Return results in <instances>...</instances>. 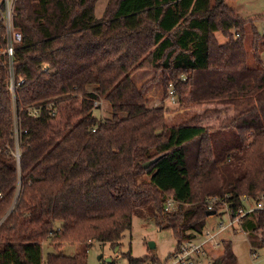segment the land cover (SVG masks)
<instances>
[{"label":"trees","instance_id":"1","mask_svg":"<svg viewBox=\"0 0 264 264\" xmlns=\"http://www.w3.org/2000/svg\"><path fill=\"white\" fill-rule=\"evenodd\" d=\"M98 1L16 0L14 88L0 54V264H85L93 240L119 244L144 209L177 249L206 229L209 198L235 211L263 200L264 34L252 17L228 0H109L99 17ZM4 32L0 22L3 47ZM140 69L156 73L141 86ZM153 81L166 95L174 85L170 117L148 103ZM96 100L110 118L94 114ZM168 198L178 206L166 210ZM240 226L252 251L264 247V208ZM76 242L82 251H60ZM222 243L212 264H239ZM128 257L163 262L152 249Z\"/></svg>","mask_w":264,"mask_h":264},{"label":"rangeland","instance_id":"2","mask_svg":"<svg viewBox=\"0 0 264 264\" xmlns=\"http://www.w3.org/2000/svg\"><path fill=\"white\" fill-rule=\"evenodd\" d=\"M228 2L230 5L238 8L243 15L252 17V23L257 27L260 33L264 34V0H228ZM248 25L251 24L248 23L246 25V32L247 28L252 31V27H248ZM252 35L253 33L251 32L247 34V44H251L253 40ZM219 38L221 41L225 39L222 34H219ZM262 56L264 60V50ZM138 71V73L135 72L133 75L134 80L136 79L137 81L145 76L143 73L146 70L140 69ZM148 72H151V75L143 81L144 83L152 79L156 74L154 70H149ZM145 94L149 100V105H163L166 110L169 109L167 112V116L169 117L173 114L172 111L174 106L178 104V99L174 104L166 99L167 95L159 81L151 82L145 90ZM106 104L107 102H104L101 107L94 109V114L97 117L110 118L112 116V109ZM204 108H206V106L196 107L195 109L202 112ZM208 121L213 123L214 118L210 117ZM254 204L255 202L250 200V205L254 206ZM144 210L145 211H142V215L138 214L134 216L132 227L125 230L119 244L113 245L109 241L93 240L88 247L85 264H129L128 252L131 251L133 256L141 257L148 254L150 249H152L153 253L161 260H166L176 249L177 240L170 228H161L158 226L155 218L152 216L151 210ZM226 215L227 212L222 208L213 214V216L210 215L207 220L206 228L217 230V224L220 223L222 219H226ZM219 238H230V240H232L233 248L240 264H264V247L257 248L256 252L252 253L248 236L244 231L233 233L227 230L220 234ZM82 250L83 244L76 242L64 244L60 251L68 255H74ZM52 251H54V248L50 241L44 242V255L47 256V254ZM209 261L210 259H205L204 264H212Z\"/></svg>","mask_w":264,"mask_h":264},{"label":"built area","instance_id":"3","mask_svg":"<svg viewBox=\"0 0 264 264\" xmlns=\"http://www.w3.org/2000/svg\"><path fill=\"white\" fill-rule=\"evenodd\" d=\"M16 0H0V22L3 23L5 32L2 34V37L6 40V46L3 47L0 45V54L6 53L9 56V69L12 78V88H14L13 82V56L15 51V44L22 41V33L15 27L14 24V8H15ZM1 44V38H0ZM170 103L174 104L177 102V95L175 94V88L173 84H170L167 98ZM95 105H102V101L96 100ZM37 115V112L34 113ZM16 133V151L15 156L18 161L21 158V152L19 149V139H20V130L18 127L15 129ZM0 197H2V193L0 192ZM220 204L222 209L227 212V216L229 218L227 223H222L219 226V230L223 231L226 228L232 226L235 223H240L241 218L252 211L255 208H264V197L263 200L259 201L255 207L253 208H241L235 211L231 205L226 202L224 199L219 197H211L207 200V206L209 210H215V205ZM178 206V202L174 198H168L166 202V210H172ZM220 231H212L211 229L206 228L202 235L204 238L202 240L199 239H187L183 241L180 246L174 250V252L161 263H152L148 262L146 264H201V258L206 255V245H219V241L217 239V234Z\"/></svg>","mask_w":264,"mask_h":264},{"label":"crops","instance_id":"4","mask_svg":"<svg viewBox=\"0 0 264 264\" xmlns=\"http://www.w3.org/2000/svg\"><path fill=\"white\" fill-rule=\"evenodd\" d=\"M108 1L109 0H99L98 1V3H97V5H96V14L100 17V16H102V14H103V12H104V9L106 8V6H107V4H108ZM230 5V4H229ZM236 12H238V13H240V14H242L240 11H239V9L238 8H236L235 6H232V5H230ZM243 15V14H242ZM251 25H248V27H250ZM252 33V31H250V29L248 30V28H247V34H249V33ZM149 70H146V71H144V73H143V75H145V76H143V77H141V79L140 80H136L135 79V81L137 82V84L139 85V86H141V85H143V81L144 80H146L147 79V77L148 76H150L151 75V72H148ZM139 72V71H138ZM137 72V73H138ZM95 87V85H91L90 86V89H93ZM104 102H107V106H110L111 107V103L108 101V100H104V101H102V104L104 103ZM102 106V105H101ZM111 109H112V107H111ZM245 203H246V208H253V207H255L256 206V203L254 204V206L253 205H250V199H248V200H246L245 201ZM213 216V215H212ZM228 220H229V218H228V216L226 215V219H222L221 220V222L220 223H218L217 224V226H218V229L217 230H213V229H211L212 231H220L219 230V226H220V224H222V223H227L228 222ZM209 229V228H208ZM242 228H241V226H240V223H235V224H233L232 226H230V227H228V228H226L225 230H223V231H220L218 234H217V239H218V241H219V245H212V244H207L206 245V251H207V253H206V255L205 256H203L202 258H201V261H202V263L201 264H204V260L205 259H210V263H212L213 262V260L216 258V257H218L219 255H221L222 253H223V251H224V248H223V241L224 240H227V239H230V238H225V239H220L219 238V235L220 234H222L223 232H225V231H227V230H230V231H232L233 233H237L238 231H243V230H241ZM235 235V234H234ZM204 238V236L202 235V234H200V235H198V237L196 238V239H199V240H202ZM250 243V242H249ZM234 249V248H233ZM250 250H251V252L252 253H255L254 251H252V249H251V244H250ZM235 251V250H234ZM236 253V252H235ZM239 261V260H238ZM240 264V263H239Z\"/></svg>","mask_w":264,"mask_h":264},{"label":"water","instance_id":"5","mask_svg":"<svg viewBox=\"0 0 264 264\" xmlns=\"http://www.w3.org/2000/svg\"><path fill=\"white\" fill-rule=\"evenodd\" d=\"M154 161H156V159L155 160H150V161H148V162H146L145 164H144V166L145 167H148L152 162H154ZM217 211L216 210H208L207 211V215H213V214H215ZM152 246H154V245H152ZM151 246V247H152Z\"/></svg>","mask_w":264,"mask_h":264}]
</instances>
